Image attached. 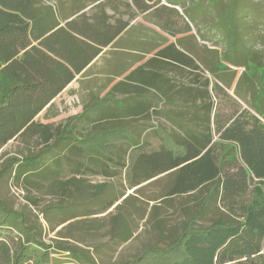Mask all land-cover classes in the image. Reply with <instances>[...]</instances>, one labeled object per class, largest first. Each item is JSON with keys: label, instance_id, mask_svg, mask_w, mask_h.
Here are the masks:
<instances>
[{"label": "trees", "instance_id": "obj_1", "mask_svg": "<svg viewBox=\"0 0 264 264\" xmlns=\"http://www.w3.org/2000/svg\"><path fill=\"white\" fill-rule=\"evenodd\" d=\"M181 2L0 0V148L16 138L32 142L25 153L6 161L0 181L7 178L27 190L47 185L62 203L52 208H60L59 222L64 223L81 213H103L124 196V191L107 196L106 180L135 187L163 176V199L171 205L174 199L187 197L190 204L179 203L185 218L172 225L169 234L174 236L158 255L170 264H264V121L246 110L239 112L237 101L224 90L238 69L244 68L236 88L243 86L253 95L258 89L263 93L259 99L263 108H255L264 120V83L261 75L258 83L247 77L245 47L236 45L229 51L237 60L243 59L226 61L230 67L220 61L217 49L208 50L211 59L198 53L185 35L193 24L179 21ZM140 12H147L181 49L194 56L171 43L177 55L170 58L201 72L199 89L170 83L163 94V108H151L152 98L145 96L144 89L127 82L137 71L112 85V79L98 83L86 69L123 30L128 18ZM198 37L208 41L207 35ZM257 55L249 56L259 64ZM204 70L214 78L215 91L226 97L216 104L213 128L210 83ZM190 73L191 83L198 73ZM78 74L82 77L79 88L88 90L80 94L81 111L57 123L37 119L44 108L42 117L48 118L52 100ZM116 90L122 92L119 97L113 93ZM197 93L201 105L194 112L192 100ZM181 99L189 100L177 107L175 101ZM213 133L218 134L217 142L236 144V152L231 149L234 152L220 158ZM92 176L104 181L91 186V195L82 196L84 181ZM30 202L36 205L33 197ZM127 202L125 197L116 204L120 211L113 217L119 229L111 231L119 242L132 236L121 214ZM197 219L202 222L195 227ZM55 252L66 253L78 264L92 260L77 246L45 243L40 227L0 199V264H56Z\"/></svg>", "mask_w": 264, "mask_h": 264}, {"label": "rangeland", "instance_id": "obj_2", "mask_svg": "<svg viewBox=\"0 0 264 264\" xmlns=\"http://www.w3.org/2000/svg\"><path fill=\"white\" fill-rule=\"evenodd\" d=\"M180 4L183 12L178 15L179 21L187 22L190 27L191 24L195 26L192 25L190 29L195 38L198 35L201 38L204 35L208 37V41L197 40L202 55L211 59L213 54L208 50L217 49L216 55L220 61L229 66L226 61L243 62L242 58L237 60L229 51L236 45L245 47V55L248 56L246 73L253 78L254 75H261V83H264V0H182ZM91 5L89 4L85 10ZM179 9L181 10L180 7ZM226 52L231 55L228 57ZM255 52L258 53L256 58L259 59V64L252 61L249 56ZM240 69L244 70L242 67ZM62 97L53 102L54 108L47 112L49 113L47 119L42 117L43 114L36 118L57 123L81 111V108L79 110L77 108L76 99L68 103V98ZM152 142L155 143V139H152ZM31 147V141L24 143L18 138L10 140L0 148V169L9 158L19 156ZM102 181L104 179L101 177H87L82 196L91 195L94 190L91 186ZM106 181L107 196H113L121 191H124V196L103 213L91 215L81 213L64 223L59 222L60 208H52L62 203L54 194V190L49 189L47 185L27 190L3 178L0 181V199L6 206L23 212L26 220L34 227H40L41 238L45 243L73 245L86 251L85 254L92 259L86 264H170L168 258H162L158 253L166 248L167 242L174 236L169 234L172 225H177L185 218L179 210V203L185 200L186 204H190V199L176 198L171 205L166 202L162 197L166 187L163 176L135 187H129L121 180ZM32 197L36 199V205L30 202ZM125 197L128 202L121 214L127 218L132 236L127 241L119 242L113 233L115 227L119 229V225H116L113 217L120 211L116 209V204L122 203ZM154 206L156 208H153ZM201 222L197 219L194 226H199ZM173 249L178 251L177 247ZM54 255L57 258L56 264H78L66 253L55 252Z\"/></svg>", "mask_w": 264, "mask_h": 264}, {"label": "crops", "instance_id": "obj_3", "mask_svg": "<svg viewBox=\"0 0 264 264\" xmlns=\"http://www.w3.org/2000/svg\"><path fill=\"white\" fill-rule=\"evenodd\" d=\"M176 8L179 9V6ZM125 18L127 19V16ZM190 34L193 35L191 30L185 33V35L188 36L190 43L195 47L198 53H201V47L197 42V40L201 41V39L198 36L195 38L194 35V37H190ZM171 43L186 55L192 56L180 48L174 37L158 27L149 17L147 12L136 13L128 18V22L123 30L109 45L102 48V51L88 64L86 69L89 74H91L89 77H97L98 83L106 79H112V85H115L118 81H124V76L128 73L137 71V73L133 75V78L127 80V82L131 86L144 89L145 96L152 98V101L150 102L151 108H163L165 107L163 94L167 93L170 83L175 81L176 85H191L193 89L195 87L197 89L200 88L199 75L201 72L185 66V64L176 59L170 58L169 55L175 54V50L170 46ZM175 55H177V53ZM192 57L194 58V56ZM196 63L200 65L198 60H196ZM169 67L172 69H169ZM179 69H182V72L179 73ZM242 71L243 70L240 68L238 69L236 78L233 80L231 86L229 88L224 87V90L227 96H231L237 101L239 112L246 110V114L254 115L261 121H264L260 116L258 109L255 108H263V105H261L259 101L263 96V93L257 88L259 86L255 84L256 89H258L255 95H253L251 90H245L243 86L236 88V80ZM190 72L198 73L197 79H193L191 83L189 82V79L193 77V73L191 74ZM203 75L209 79L210 83L209 89L211 97L209 98V102L212 103L210 124L213 128V117L215 115L216 104L218 101L225 102L226 97L224 95L225 93L223 94V92L219 93L215 91L213 88V82L215 80L207 70H204ZM246 75L249 79L258 83V75H254V78L247 73ZM80 79H82L80 74L76 75L75 78L52 100V102H56V100L60 99V96H63L62 98H68V103H70L72 99H76L78 102L77 108L79 110L81 108L80 94L84 95V93L88 91L79 88ZM177 79L179 80V83ZM107 89L108 88H105L100 95H103ZM113 93L115 96L119 97L122 92L116 90L113 91ZM188 100L189 99L177 100L175 101V105L177 107H183ZM192 101V106L195 112V107L201 105L199 93H197L196 96L193 95ZM223 109H225V111L227 110L225 103L223 104ZM44 112L45 108L36 117L38 118ZM159 118L161 122H163L164 119L161 117ZM194 123H196L195 120ZM217 140L218 134L213 133L212 142L216 141V149L220 158L225 156V154L231 149H234L236 152V144L229 141L220 143L217 142ZM231 151L234 152L233 150ZM229 157H231V155H229Z\"/></svg>", "mask_w": 264, "mask_h": 264}]
</instances>
